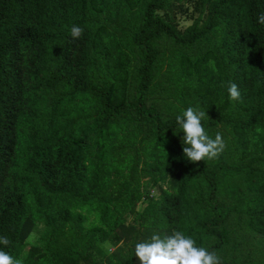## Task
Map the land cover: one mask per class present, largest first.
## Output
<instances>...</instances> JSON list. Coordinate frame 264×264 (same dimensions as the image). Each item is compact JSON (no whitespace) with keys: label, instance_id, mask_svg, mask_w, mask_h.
Segmentation results:
<instances>
[{"label":"trees","instance_id":"trees-1","mask_svg":"<svg viewBox=\"0 0 264 264\" xmlns=\"http://www.w3.org/2000/svg\"><path fill=\"white\" fill-rule=\"evenodd\" d=\"M261 12L264 0H0V249L23 264H140L135 243L182 231L222 264H264ZM189 106L222 135L217 159L184 156Z\"/></svg>","mask_w":264,"mask_h":264},{"label":"clouds","instance_id":"clouds-1","mask_svg":"<svg viewBox=\"0 0 264 264\" xmlns=\"http://www.w3.org/2000/svg\"><path fill=\"white\" fill-rule=\"evenodd\" d=\"M257 21L264 24V12L257 16ZM83 32L84 29L79 25H73L70 30L74 39L80 38ZM227 91L231 100L242 99L239 86L235 82H228ZM207 116V112L198 106H189L176 116V121L184 133L183 154L190 162L217 159L226 148L219 132L212 138L206 131L202 121ZM10 243L7 236H0V245L8 246ZM134 255L140 264H222L216 251L197 246L196 240L182 231L164 235L154 233L149 239L135 243ZM0 264H23V261L0 249Z\"/></svg>","mask_w":264,"mask_h":264},{"label":"rangeland","instance_id":"rangeland-1","mask_svg":"<svg viewBox=\"0 0 264 264\" xmlns=\"http://www.w3.org/2000/svg\"><path fill=\"white\" fill-rule=\"evenodd\" d=\"M185 8L189 10L188 13H184L185 9L182 10L180 8L175 11L176 20L179 23L180 29H182V30H184L187 27L194 24V8H193V6H191L190 4H187V5H185ZM197 16H199V15H197ZM133 222L134 221L131 220L129 223L134 224ZM41 231H42V226H38L32 232L29 239L27 240V242L29 244L28 249H30L32 245L38 244L41 242V238H40ZM254 244H255V248H258L260 250L264 249L261 242H259V243L254 242ZM261 258H263V257H261Z\"/></svg>","mask_w":264,"mask_h":264}]
</instances>
